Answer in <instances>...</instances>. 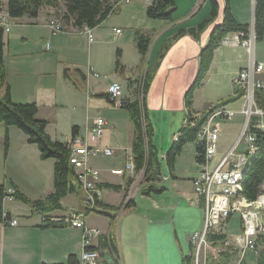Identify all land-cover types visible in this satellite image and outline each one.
<instances>
[{
  "label": "crops",
  "instance_id": "0c3cea01",
  "mask_svg": "<svg viewBox=\"0 0 264 264\" xmlns=\"http://www.w3.org/2000/svg\"><path fill=\"white\" fill-rule=\"evenodd\" d=\"M217 1L216 21L197 37L188 33L174 36L181 29L196 27L209 16L207 0H174L176 8L171 20L148 18L149 4L145 0H120L113 13L90 28L91 39L82 27L66 26L63 21L64 30L53 32L48 22L59 17L48 7L41 8L35 18L9 19L12 25L3 30L2 62L10 97L16 103L36 104V116L47 121L45 130L51 139L68 142L73 128L76 135L83 136L97 112L105 119L102 137L92 145L108 147L113 154L99 152L88 158L90 167L99 172V201L116 207L131 200L133 205L119 209L113 219L94 211L86 213L83 221L101 235L112 232L119 264H179L182 243L178 239L175 242L172 236V229L177 233V221L189 223L188 233L203 229V199L194 192L192 184L204 168L196 162L195 142L184 144L172 171L165 154L186 122L185 95L196 79L200 52L213 26L222 19L225 0ZM254 2L229 0L237 22L250 25L254 21ZM139 34L149 38L144 59L136 46ZM166 42L169 45L158 61ZM117 54L119 66L115 67ZM251 60L264 63V36L259 41L254 37L249 52L240 45L236 33H227L214 49L200 85L193 90V111L211 110L217 103L237 95L232 77ZM148 70L150 78L143 102L160 170L145 182L143 170L125 169L122 174H113L111 170L124 169L133 140L134 125L122 103L138 99L137 81L145 79ZM113 82L121 85V104L107 98V87ZM4 91V86H0V99ZM224 105L233 115L220 122L216 153L208 169L216 167L229 150L233 149L231 165L230 161L247 149L246 143L238 140L245 122L244 98L239 96ZM16 128L0 123V184L28 199H41L53 191L54 160L42 159L37 146L27 142L26 135ZM81 207L80 189L61 198L60 208L49 213L15 197H4L3 214L6 219H17V224L0 222V264L60 263L70 254L79 259L83 248L81 230L62 220L50 225L52 222L43 218H62ZM97 243L98 237L92 246ZM98 251L99 264H110L107 254Z\"/></svg>",
  "mask_w": 264,
  "mask_h": 264
},
{
  "label": "trees",
  "instance_id": "16d2710c",
  "mask_svg": "<svg viewBox=\"0 0 264 264\" xmlns=\"http://www.w3.org/2000/svg\"><path fill=\"white\" fill-rule=\"evenodd\" d=\"M120 0H7L5 11L10 19L28 17L35 18L39 10L43 7L59 9L61 12L60 21L66 26L76 28L88 27L92 28L102 22L107 16L114 11V5ZM210 5V14L200 24L194 28H186L179 30L176 36L188 33L193 37H197L208 25L213 24L219 15V5L217 0H207ZM176 5L174 0H155L153 4L146 9V16L151 19L171 20V14L175 10ZM55 13V12H54ZM223 16L220 23L213 26L207 44L202 48L199 55V67L195 81L188 88L185 95L186 107V122L183 124L177 136H175L170 147L166 151L165 161L170 171L173 170L176 157L181 153L185 143L194 141L201 125L206 121L210 110L196 113L191 108L193 90L200 85V82L209 66L214 49L219 45L221 40L227 33H248L250 25L239 23L233 16L229 4V0H225L222 10ZM56 15V14H55ZM254 36L255 40L259 41L264 36V0H255L254 2ZM3 29L0 26V86H4V96L0 99V123L5 127L15 126L21 130L27 137V142L37 146L40 157L42 159H53V191L47 196L31 200L21 193H14V197L23 202L30 204L32 207L40 210L42 213H49L60 208V200L69 193L79 189L78 180L73 166L68 162L69 149L68 142H60L53 140L47 134L45 127L46 120L37 118V106L35 103H16L13 102L9 88L5 84V70L2 62V37ZM169 42H166L161 48L157 60L162 57L164 50L168 47ZM137 50L142 59H144L149 46V38L143 34H139L136 39ZM157 61V62H158ZM119 66L118 54L115 60V67ZM79 78L82 75L76 71ZM68 77V71H64ZM149 70L146 72L144 94L148 87V79L150 78ZM141 96V95H140ZM240 95H234L212 106L211 109L224 105L236 100ZM142 97V96H141ZM141 98L140 101H126L122 106L127 110L134 125L133 140L131 152L133 154L134 169L143 170L145 172V182L152 180L160 170L158 151L152 144V126L148 121L146 107ZM254 101L257 107L264 110V90L256 89L254 91ZM144 124V126H143ZM254 134L253 150L246 152L245 162L243 165V175L241 176V195L249 201H254L258 195L262 193V183L264 182V129L258 130L250 128ZM76 133L73 128L72 134ZM146 137V140H145ZM4 148H7V140L4 141ZM197 152H201L202 148L197 147ZM196 161L201 163L203 159L197 156ZM107 188L117 190L115 185H106ZM149 187H147L148 189ZM146 189V191H147ZM6 196V190L3 184H0V222L3 223V198ZM100 212L107 215L111 219L115 213L122 207L128 208L133 205V201L118 206L106 205L98 202ZM52 225L53 223H49ZM48 224V225H49ZM114 221H111L113 226ZM241 227V222H240ZM207 240L217 245L222 242L226 235L224 232H210L207 234ZM257 255L256 264H264V233L256 237ZM89 249L102 250L103 254H107L110 264H119L117 257V244L112 232L98 236L96 246H91ZM226 252V251H225ZM194 246L190 245L189 255L181 256V264L193 263ZM222 256V257H221ZM221 259L216 262L212 258H208L206 264H229L233 259V255L222 253ZM42 264H79V259L74 254L68 255L65 262L60 263H42ZM239 264H245L244 258Z\"/></svg>",
  "mask_w": 264,
  "mask_h": 264
},
{
  "label": "built area",
  "instance_id": "2783aa9c",
  "mask_svg": "<svg viewBox=\"0 0 264 264\" xmlns=\"http://www.w3.org/2000/svg\"><path fill=\"white\" fill-rule=\"evenodd\" d=\"M145 1L151 5L155 0ZM3 6H7V0H0V26L4 31H7L12 23L6 22ZM48 25L53 32H61L64 30L63 24L57 18L50 19ZM82 30L91 39V29L84 26ZM115 31L119 32V29ZM236 34L240 45L251 52L255 37L251 29L248 33L239 32ZM93 75L97 76V73L94 72ZM232 81L236 87V94L242 96L245 100V109L243 111L245 122L238 140L246 143V152H248L254 145V134L250 131V128L262 131V125H264V110L257 107L254 101V91L256 89L264 90V63L251 60L245 68L240 69L233 75ZM141 84H145L144 78L137 81L138 100ZM106 94L110 101L115 104H121L120 83H111L107 87ZM232 115L233 112L225 105L213 110L211 109L206 121L199 129V134L194 139L196 148H202L200 153L196 150V157L200 156L203 159V162L200 164L204 166L203 170L200 171L192 182L194 192L202 196L204 204L203 229L200 232L190 233L188 238L189 242L194 246V264H199L201 261H204L205 264L207 253L204 248L214 245L207 240V234L215 232V226L225 222L234 212H238L240 215V231L233 234L230 238H225L218 245L227 248L230 253L239 255V259L235 264H239L247 251H253L257 254L254 237L264 233V226H255L253 206L233 198L235 171L239 167L240 160H243V157L247 156L246 152L238 155L235 160L230 161L231 165H229V159L233 154V149H231L216 167L213 169L207 168L208 163L216 153L215 142L220 134V122L223 119H230ZM104 125L105 119L97 112L92 118V123L86 128L85 134L79 136L74 133L68 141V162L73 166L78 180L81 193V209L69 213L62 218L46 215L43 218V220L52 223L53 221L62 220L67 225L81 230L83 248L80 253L79 264H99V251L89 249V247L92 246L94 239L101 234L98 229L86 225L83 221V216L88 212L101 209L98 204L100 202V188L97 185L99 172L97 169L90 167L88 158L89 155L95 156L99 152H102L104 155L113 154V150L108 147L100 148L92 145L102 137ZM125 169H134L132 152L129 154L124 169H112L111 172L113 174H122ZM261 186V194L264 199V182ZM14 193L15 190L10 188L6 190L5 197L12 198L14 197ZM3 223L13 226L17 224V219H6V215L3 214Z\"/></svg>",
  "mask_w": 264,
  "mask_h": 264
},
{
  "label": "rangeland",
  "instance_id": "374dc122",
  "mask_svg": "<svg viewBox=\"0 0 264 264\" xmlns=\"http://www.w3.org/2000/svg\"><path fill=\"white\" fill-rule=\"evenodd\" d=\"M115 5H117V4H115ZM3 8H4V6H3ZM53 12H55L56 17H59L57 19L61 18V12L59 9H53ZM143 88H144V84H141V88L139 89V101H140V103H141V98L144 99V96H145ZM143 126H144V124H143ZM13 127H15V126H13ZM262 129H264V125H262ZM196 136H197V134H196ZM249 151H252V150H249ZM260 195H262V194H260ZM260 195H258V197ZM258 197L254 201H256L258 199ZM136 201H137V199H136ZM248 202H249V200H248ZM251 203H255V202L251 201ZM259 211H261V208ZM240 222H241L240 215L238 214V212H234L233 214L230 215V217L225 222H222L219 225L215 226L214 230H215V232H224L225 235L228 237V236L235 234L238 231H240ZM188 228H189V223L182 222L179 219L176 223V229H175L177 231V233H175L174 229H172V236H173L174 241L176 242V240L178 239L182 243L180 251L182 252L183 255H189V251H190L187 238L191 232L188 233V231H187ZM186 235H187V237H186ZM255 244H256V237H254V245ZM204 249H205V252L207 253V258L205 260V264L207 261H209V260H207L208 258H210V259L212 258L213 261L218 262L222 257V256L220 257V255L222 253H228V254L233 255V259L231 260L230 264H235L239 259V255H237L235 253H230L227 250V248H225L221 245H218V244L217 245L214 244L213 246H207ZM256 255L257 254L253 251H247L244 255L245 264H256ZM180 261H181V258H180ZM180 261H179V264H180ZM193 263H194V261H193ZM199 264H204V261H201ZM228 264H229V261H228Z\"/></svg>",
  "mask_w": 264,
  "mask_h": 264
},
{
  "label": "bare ground",
  "instance_id": "6f19581e",
  "mask_svg": "<svg viewBox=\"0 0 264 264\" xmlns=\"http://www.w3.org/2000/svg\"><path fill=\"white\" fill-rule=\"evenodd\" d=\"M4 9H6L5 6L3 8V13H4V17H6V22L10 23L9 22L10 18L8 17ZM251 150H253V146ZM244 162H245V157H243V160H240L239 167L235 171V186L233 190V198H236L238 201L246 202L248 205L253 206L255 226H264V199L262 195H260L256 201H252L255 203H251V201L248 202V200L242 197L240 194L241 189H242L240 179H241V176L243 175L242 169H243ZM260 208H261V211H259Z\"/></svg>",
  "mask_w": 264,
  "mask_h": 264
},
{
  "label": "water",
  "instance_id": "95a60500",
  "mask_svg": "<svg viewBox=\"0 0 264 264\" xmlns=\"http://www.w3.org/2000/svg\"><path fill=\"white\" fill-rule=\"evenodd\" d=\"M250 29L254 33V25H253V22L250 24Z\"/></svg>",
  "mask_w": 264,
  "mask_h": 264
}]
</instances>
